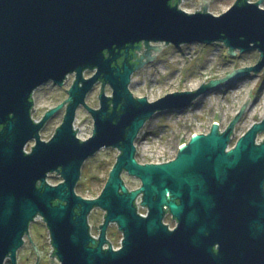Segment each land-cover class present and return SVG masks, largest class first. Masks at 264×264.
Instances as JSON below:
<instances>
[{
    "label": "water",
    "instance_id": "obj_1",
    "mask_svg": "<svg viewBox=\"0 0 264 264\" xmlns=\"http://www.w3.org/2000/svg\"><path fill=\"white\" fill-rule=\"evenodd\" d=\"M185 1L0 0V264H18L38 217L49 231L51 264H264V138L257 142L264 119L232 146L251 99L226 129L214 123L209 133L194 134L174 160L137 159V141L157 115L264 73V0H237L220 16L209 12L212 0H197L195 13L181 8ZM195 44H221L231 57L258 52L260 59L155 102L132 93L133 76L167 48ZM71 76L66 102L36 121L35 92L51 83L63 88ZM100 83L95 109L87 97ZM66 105L55 135L42 140ZM82 107L94 121L87 140L75 127ZM105 149L120 154L101 195L86 199L76 192L83 166ZM51 174L63 182L50 184ZM124 174L140 188L129 189ZM95 209L105 212L98 237L89 222ZM111 225L123 235L119 249L108 239Z\"/></svg>",
    "mask_w": 264,
    "mask_h": 264
},
{
    "label": "rangeland",
    "instance_id": "obj_2",
    "mask_svg": "<svg viewBox=\"0 0 264 264\" xmlns=\"http://www.w3.org/2000/svg\"><path fill=\"white\" fill-rule=\"evenodd\" d=\"M237 0H212L209 12L220 16L228 11ZM260 0H251L257 3ZM197 0L185 1L181 8L188 13L198 11ZM264 8V3L261 5ZM260 57L258 52H251L238 57L228 55L227 49L221 44L205 46L201 44L184 46L180 49L175 47L167 48L156 60L147 65L144 69L133 76L131 91L137 98L147 97L150 102L176 92L195 91L211 80L223 79L233 73L234 70L254 66ZM87 78L92 73L87 72ZM72 76L63 88L47 84L35 93L36 113L34 119L40 121L50 109L63 103L68 98L67 90L73 83ZM101 86H97L87 97V103L92 108H99V95ZM108 95L112 94L110 88L106 89ZM251 99L248 110L236 127V136L232 146L244 135L249 128L264 119V78L261 76L252 77L246 80L235 81L204 95L187 110L166 112L157 115L148 123L141 134L137 145L140 153L137 158L145 160L147 151L163 150L167 156L176 157L180 146L187 143L193 134L209 132L214 123L226 129L237 117L243 107ZM65 111L59 112L51 119L42 131V140L51 139L56 130L61 126ZM79 130V138L89 139L94 130V121L91 115L83 108L77 113L75 123ZM32 142L27 150L30 151ZM119 151L116 149H105L89 159L83 166L82 178L76 188L78 195L86 199L98 198L109 178ZM127 187L131 190L140 188L138 179L124 174ZM63 179L56 174L49 176L48 182L58 185ZM146 213L145 210H142ZM105 212L95 209L89 217L93 234L98 237L99 228L104 223ZM166 223L171 227L175 226L173 219L168 216ZM30 237L40 250L39 264H51L52 247L50 235L45 222L41 219L31 225ZM28 241V237L26 238ZM108 239L115 249L121 247L123 235L116 225H111L108 231ZM34 249V248H33ZM35 250L30 244L19 251L20 264H35ZM55 263L60 264L57 259Z\"/></svg>",
    "mask_w": 264,
    "mask_h": 264
},
{
    "label": "built area",
    "instance_id": "obj_3",
    "mask_svg": "<svg viewBox=\"0 0 264 264\" xmlns=\"http://www.w3.org/2000/svg\"><path fill=\"white\" fill-rule=\"evenodd\" d=\"M76 127V126H75ZM207 133H209V132H203L202 134H207ZM196 134H198V133H196ZM194 135V134H193ZM192 135V136H193ZM263 138H264V136L263 137H259L258 139H257V142L259 143V142H261L262 140H263ZM183 145V144H182ZM181 145V146H182ZM136 146H137V149H138V154L141 152L140 151V147L136 144ZM180 146V147H181ZM138 154H137V156H138ZM146 154L148 155V157H146L145 158V160H143V161H140L138 158V161L140 162V163H142V164H163V163H167V162H170V161H172V160H174L176 157H171V156H167L166 155V153L163 151V150H158V152H154L153 150H149V151H147L146 152ZM140 213H142V214H146V213H143L142 212V209L140 210ZM38 219H41V220H43V218L42 217H38L37 218V220L36 221H38ZM51 245V244H50ZM119 249V248H118Z\"/></svg>",
    "mask_w": 264,
    "mask_h": 264
},
{
    "label": "flooded vegetation",
    "instance_id": "obj_4",
    "mask_svg": "<svg viewBox=\"0 0 264 264\" xmlns=\"http://www.w3.org/2000/svg\"><path fill=\"white\" fill-rule=\"evenodd\" d=\"M92 75H93V73H92ZM259 76H261V77L264 78V73H261ZM71 77H72V76H71ZM71 77H70V78H71ZM90 77H91V76H90ZM70 78H69V80H70ZM86 78H87V77H86ZM88 78H89V77H88ZM69 80H68V81H69ZM72 84H73V83H72ZM72 84L70 85V88H71ZM65 85H66V84H65ZM97 86H101V87H102V84L100 83V84H98ZM97 86H96V87H97ZM96 87H95V88H96ZM95 88H94V89H95ZM107 88H110V87L107 86L106 89H107ZM94 89H93V90H94ZM69 90H70V89L67 90V94H68V91H69ZM35 93H36V92H35ZM107 95H108V94H107ZM34 96H35V94L33 95V101H34V103H35V97H34ZM99 96H100V95H99ZM108 96H112V94H111V95H108ZM68 97H69V94H68ZM67 99H68V98H67ZM67 99H66V100H67ZM66 100H64V102L61 103V104H64V103L66 102ZM99 101H100V100H99ZM35 104H36V103H35ZM61 104H59V105H61ZM59 105H58V106H59ZM56 107H57V106H56ZM56 107H54V108H56ZM66 108H67V105H66L65 108L63 109V110L65 111V113H66ZM82 108H83V107H82ZM99 108H100V107H99ZM99 108H95V109H99ZM35 109H36V108H35ZM52 109H53V108H52ZM83 109H85V108H83ZM50 110H51V109H50ZM63 110H62V111H63ZM85 110H86V109H85ZM86 111H87V110H86ZM60 112H61V111H60ZM87 112H88V111H87ZM64 116H65V115H64ZM43 117H44V116H43ZM43 117H42V118H43ZM33 118H34V117H33ZM63 119H64V118H63ZM62 122H63V121H62ZM263 136H264V134H263ZM263 136H261V137H263ZM51 139H52V138H51ZM51 139H49V140L46 141V142H49ZM34 145H35V144H33V146H34ZM33 146H31V149H32ZM31 149H30V151L27 150V152L30 153V152H31ZM62 182H63V181H62ZM62 182H61V183H62ZM59 184H60V183H59ZM165 222H166V221H165ZM175 223H176V222H175ZM175 227H176V224H175L174 227H171V226H170L171 230H174ZM30 229H31V228H30ZM92 232H93V229H92ZM99 232H100V229H99ZM93 235H94V234H93ZM94 236H95V235H94ZM98 236H99V235H98ZM27 237H28V241H27V239H26ZM31 240H33V239L30 238V236H26V237H25V245H24V247L27 246V242H28V244H30L32 250H34V249H33V244H32V242H31ZM35 245H36V244H35ZM36 246H37V245H36ZM37 247H38V246H37ZM39 251H40V250H39ZM34 252H35V251H34ZM35 255H36V263H35V264H37V260H38V259H37V254H36V252H35ZM19 259H20V258H19V253H18V264H20ZM6 264H12V263H11V260L8 259V260L6 261Z\"/></svg>",
    "mask_w": 264,
    "mask_h": 264
}]
</instances>
